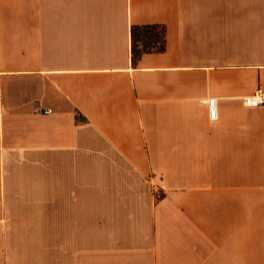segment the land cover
<instances>
[{"label":"crops","instance_id":"1","mask_svg":"<svg viewBox=\"0 0 264 264\" xmlns=\"http://www.w3.org/2000/svg\"><path fill=\"white\" fill-rule=\"evenodd\" d=\"M259 90L264 0H0V264H264Z\"/></svg>","mask_w":264,"mask_h":264},{"label":"trees","instance_id":"2","mask_svg":"<svg viewBox=\"0 0 264 264\" xmlns=\"http://www.w3.org/2000/svg\"><path fill=\"white\" fill-rule=\"evenodd\" d=\"M165 30L158 25L132 27V51L134 61L145 53L165 50Z\"/></svg>","mask_w":264,"mask_h":264},{"label":"built area","instance_id":"3","mask_svg":"<svg viewBox=\"0 0 264 264\" xmlns=\"http://www.w3.org/2000/svg\"><path fill=\"white\" fill-rule=\"evenodd\" d=\"M244 104L248 107H258L261 105H264V93L259 90L255 95L253 96H246L244 97ZM208 107H209V116L211 119L216 118V99L211 98L208 101ZM51 110H45L44 113L49 114L51 113Z\"/></svg>","mask_w":264,"mask_h":264}]
</instances>
